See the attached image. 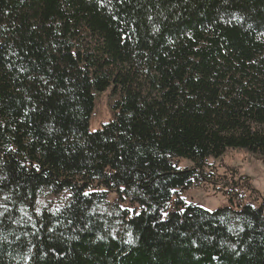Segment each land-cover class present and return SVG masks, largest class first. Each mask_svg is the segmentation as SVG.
<instances>
[{"label": "trees", "instance_id": "trees-1", "mask_svg": "<svg viewBox=\"0 0 264 264\" xmlns=\"http://www.w3.org/2000/svg\"><path fill=\"white\" fill-rule=\"evenodd\" d=\"M230 150L264 156V0H0V264H264V197L179 195Z\"/></svg>", "mask_w": 264, "mask_h": 264}, {"label": "rangeland", "instance_id": "rangeland-1", "mask_svg": "<svg viewBox=\"0 0 264 264\" xmlns=\"http://www.w3.org/2000/svg\"><path fill=\"white\" fill-rule=\"evenodd\" d=\"M112 102L113 98L109 97L108 91L95 93L88 123L90 132L101 129V126L108 122ZM192 165L187 160L180 163L181 168H190ZM195 171L197 178L194 180L193 186L181 191L179 195L185 202L196 204L205 210L214 211L218 208L232 207L240 201L238 197L245 202L255 194L264 197V156H257L244 150H230L220 158H209L203 168H195ZM234 184L236 185L232 190L235 191L232 192L229 188ZM213 187H220L223 190L218 191ZM113 198V195H109L100 211L107 214L114 225L112 236H126L123 227L114 218L115 211L111 205ZM67 200L66 192L55 194L50 190H41L34 212L56 211ZM25 215L28 216V213L25 212Z\"/></svg>", "mask_w": 264, "mask_h": 264}, {"label": "snow or ice", "instance_id": "snow-or-ice-1", "mask_svg": "<svg viewBox=\"0 0 264 264\" xmlns=\"http://www.w3.org/2000/svg\"><path fill=\"white\" fill-rule=\"evenodd\" d=\"M85 195H87V193H85Z\"/></svg>", "mask_w": 264, "mask_h": 264}]
</instances>
